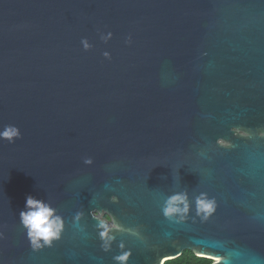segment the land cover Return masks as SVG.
Segmentation results:
<instances>
[{"label": "water", "instance_id": "1", "mask_svg": "<svg viewBox=\"0 0 264 264\" xmlns=\"http://www.w3.org/2000/svg\"><path fill=\"white\" fill-rule=\"evenodd\" d=\"M6 125L0 264H264V0H0ZM28 195L64 221L51 247L20 223ZM96 211L124 229L107 250Z\"/></svg>", "mask_w": 264, "mask_h": 264}, {"label": "clouds", "instance_id": "2", "mask_svg": "<svg viewBox=\"0 0 264 264\" xmlns=\"http://www.w3.org/2000/svg\"><path fill=\"white\" fill-rule=\"evenodd\" d=\"M110 36V34H109ZM83 47L87 50L90 45L87 41H82ZM108 57V53H104ZM239 135H247L245 132H238ZM21 138L20 130L14 125H6L3 130H0V139L6 140L9 143H14L16 139ZM221 146L227 147L224 141H218ZM85 164H91L92 160L85 159ZM115 199V198H113ZM215 201L209 199L206 194H201L196 199L197 215L203 219H208L215 211ZM190 205L186 194H174L168 198L163 214L168 219L179 217L181 220L189 214ZM82 213H77L75 221L79 222ZM95 220L98 221L97 228L99 229V237L103 241L105 250L108 249L111 242L114 240L113 233L115 231H123L114 218L106 212L96 211L92 213ZM19 220L23 228L26 230L27 238L33 250H39L43 247H51L53 241L59 240L64 230V221L56 214L54 208L50 206L44 199H38L32 195L26 197L25 207L19 212ZM121 248L123 245L121 244ZM130 253H123L115 260L119 264H127ZM161 264H167V261H162ZM211 264H220L219 259L211 260Z\"/></svg>", "mask_w": 264, "mask_h": 264}, {"label": "trees", "instance_id": "3", "mask_svg": "<svg viewBox=\"0 0 264 264\" xmlns=\"http://www.w3.org/2000/svg\"><path fill=\"white\" fill-rule=\"evenodd\" d=\"M212 259L197 257L192 251L186 250L181 257L167 261V264H211Z\"/></svg>", "mask_w": 264, "mask_h": 264}]
</instances>
